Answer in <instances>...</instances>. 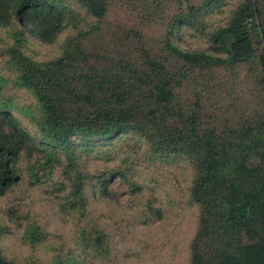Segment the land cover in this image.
Listing matches in <instances>:
<instances>
[{"label": "trees", "instance_id": "obj_1", "mask_svg": "<svg viewBox=\"0 0 264 264\" xmlns=\"http://www.w3.org/2000/svg\"><path fill=\"white\" fill-rule=\"evenodd\" d=\"M119 10L135 24H115ZM0 30V199L47 187L81 254L108 263L92 198L165 161L199 211L188 264H264V0H0ZM63 34L56 57L29 52ZM32 220L23 242L41 247L52 234ZM69 253L27 264H82ZM0 264L20 263L0 250Z\"/></svg>", "mask_w": 264, "mask_h": 264}, {"label": "rangeland", "instance_id": "obj_2", "mask_svg": "<svg viewBox=\"0 0 264 264\" xmlns=\"http://www.w3.org/2000/svg\"><path fill=\"white\" fill-rule=\"evenodd\" d=\"M236 3L237 0H228L230 10ZM135 18L134 14L119 10L114 13L112 21L130 25L135 24ZM224 19L225 16H220L215 24ZM0 34L5 35V31L0 30ZM66 36L63 34L51 45L32 41L29 52L38 59L54 58ZM203 44L202 40L191 38L183 46L195 49ZM2 60L0 52V67ZM11 92L24 101H32L24 92L16 89ZM151 163L154 164L152 167L141 166L134 179L128 175L126 180H115L111 187L114 199L91 200L92 213L109 233L110 262L91 261L81 254L72 218L61 211L59 201L47 191V187L23 185L15 193L0 199V225L10 233L0 238V250L20 264H27L32 258L49 263L55 251L65 259L71 252V256L82 264H188L190 243L199 220L198 209L186 199L190 175L165 161ZM114 164L92 161L91 167L105 168ZM54 179H59L58 173ZM45 185L53 189L52 183ZM155 211L162 214V219ZM17 217L23 219L17 220ZM32 219L52 234L41 247L31 248L23 242L26 226L33 222Z\"/></svg>", "mask_w": 264, "mask_h": 264}]
</instances>
